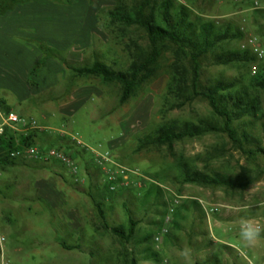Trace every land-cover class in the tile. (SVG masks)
Returning <instances> with one entry per match:
<instances>
[{
  "label": "rangeland",
  "instance_id": "374dc122",
  "mask_svg": "<svg viewBox=\"0 0 264 264\" xmlns=\"http://www.w3.org/2000/svg\"><path fill=\"white\" fill-rule=\"evenodd\" d=\"M173 1L187 6L204 21L230 22L243 29V40L229 42L225 49H242L249 37L264 45V19L254 18L255 11L264 10V0ZM31 4H36L31 17L38 29L45 20L54 26L51 41L42 42L59 50L66 63L48 59L37 77L31 78L32 83H26L18 94L0 96V109L31 117L53 132H69L84 146L110 153L120 165L138 171L144 180L129 175L126 186L110 192L88 154L78 159L87 170L88 179L83 184L74 183L68 170L54 162L36 165L23 161L0 170V233L5 237L7 264H128L131 258L137 264H203L212 251L211 242H216L212 236L232 248V255L223 254L229 261L264 264V236L254 246H246L240 237L242 218L264 227V157H246L221 132L184 139L171 147L151 146L138 151V141L161 124L206 122L221 126V120L202 97L181 109L161 113L173 60L170 50L163 51L153 76L123 105L118 102L119 84L77 77L67 68L90 66L98 60L125 70L130 52L147 51L149 44L142 30L130 27L122 32L103 17L115 6L130 9L137 2L34 0ZM157 12L155 7L152 13ZM29 38L31 46L24 45V49L34 58L39 51L37 41L41 40ZM257 65L264 66V59ZM251 76L246 65L216 66L211 55L201 62L203 88L218 81H238L244 89ZM248 91L258 97L259 112L233 125L241 138L247 134L264 146V90ZM36 143L51 146L67 141L59 142L56 136L47 134ZM184 163L208 176L250 177L256 181L244 190L183 183L180 166ZM97 204L110 227L126 230L129 213L138 222L135 237L128 244L106 230ZM69 213L71 219L67 218ZM167 215L171 218L169 232L162 242L155 243ZM70 221L80 223L79 234H68ZM221 224L223 228L219 229L217 225ZM141 239L147 241L141 243ZM63 243L79 249L66 250ZM185 248L192 250L190 258L182 255Z\"/></svg>",
  "mask_w": 264,
  "mask_h": 264
},
{
  "label": "trees",
  "instance_id": "16d2710c",
  "mask_svg": "<svg viewBox=\"0 0 264 264\" xmlns=\"http://www.w3.org/2000/svg\"><path fill=\"white\" fill-rule=\"evenodd\" d=\"M34 0H0V17L6 15L17 6H22ZM137 5L126 9L115 6L104 12L103 17L110 26H119L122 32L130 27H136L144 32L148 40L147 51L130 52V63L125 70L114 69L102 61H94L90 66L67 68L77 77L98 78L105 84H119L121 95L119 105L125 104L135 90L155 73V64L164 50H170L173 60L169 66V80L166 92L163 96L162 112H168L183 108L187 103L197 97L205 99L213 114L221 120V126L200 122L199 124L183 123L180 125L165 123L157 126L152 132L144 135L138 141V151L151 146L171 147L174 142L184 139L198 138L208 133H224L231 143L243 155L251 159L264 157V146L258 139L243 134L238 135L234 122L244 118H254L259 112L258 97L251 96L248 89L264 90V66L257 65V57L249 49L229 50L224 45L229 42H241L244 33L240 28L230 22H208L193 15V12L183 4H177L173 0H134ZM157 7L155 15L153 9ZM254 18L264 19V10L254 12ZM264 48V45H261ZM37 47L42 57L32 66L28 73L27 83H32L31 78H36L38 71L48 59H55L66 63L60 57L59 50L50 48L42 41H37ZM127 47H129L127 45ZM129 49V48H127ZM211 55L216 66L246 65L251 75V68L256 67V72L249 79L248 86L244 89L238 86V81H218L209 87H201V62L203 58ZM247 89V91H246ZM8 111L7 109H5ZM47 134L32 133L27 137L20 138L21 145H34L36 139H43ZM59 142L60 140L56 137ZM246 143V144H245ZM41 146H46L40 143ZM65 146L71 152L74 159L78 160L85 154L84 151L76 150L67 144L51 145ZM246 145H250L246 148ZM16 147L14 138L9 134L0 137V170L13 168L21 164L20 160L10 159L9 150ZM37 165V163H34ZM182 182L198 184L208 187H226L230 189H247L256 179L246 177L232 179L219 174L205 175L195 169L189 168L185 163L180 166ZM91 178V176H89ZM100 219L106 230L128 244L135 237V228L138 225L128 215L127 229L110 227L105 221L104 211L100 205H96ZM177 226V225H176ZM147 239H141L144 243ZM211 242V240H210ZM66 250H78L79 247L61 244ZM211 253L204 259L203 264H236L224 256L232 255L234 251L224 244H210ZM224 254V255H223ZM222 255V258H221ZM128 264H137L131 258ZM200 264V263H198Z\"/></svg>",
  "mask_w": 264,
  "mask_h": 264
},
{
  "label": "built area",
  "instance_id": "2783aa9c",
  "mask_svg": "<svg viewBox=\"0 0 264 264\" xmlns=\"http://www.w3.org/2000/svg\"><path fill=\"white\" fill-rule=\"evenodd\" d=\"M257 5V2H255ZM243 31V29H241ZM242 49H249L258 60L264 59V49L255 42L252 37L247 38L243 44ZM256 67L251 68V74L254 75ZM32 133H45L53 134L58 139L67 141L68 145L72 148L80 151H84L85 154L90 156L92 164L99 170L103 176L108 191L113 192L119 186H126L129 175L144 180L143 176L136 170H130L120 165L115 158L108 152L101 153L97 150L90 149L83 145V143L73 136L71 133L64 130H57L53 132L49 128L40 126L36 120L31 117H23L13 111H6L0 109V137L5 134H9L14 138L16 147L9 150L8 156L13 160H20L26 162H33L37 164L54 162L58 163L62 167L68 170L69 176L73 179L74 183L83 184L88 175L82 172L81 165L78 160L74 159L71 152L67 151L61 146L58 148L50 146H41L39 144L21 145L20 138L27 137ZM141 180V181H142ZM140 186V183L137 184ZM216 211V210H214ZM173 210L170 209L168 214H172ZM170 215H167L164 220V226L160 231V234L154 238L155 243L162 242V239L168 234L171 224ZM5 237L0 233V264H7L4 252Z\"/></svg>",
  "mask_w": 264,
  "mask_h": 264
},
{
  "label": "crops",
  "instance_id": "0c3cea01",
  "mask_svg": "<svg viewBox=\"0 0 264 264\" xmlns=\"http://www.w3.org/2000/svg\"><path fill=\"white\" fill-rule=\"evenodd\" d=\"M34 5L36 4L29 3L22 6H17L6 15L0 17L1 97H3L4 94H18L20 90L26 86L30 69L42 57L41 52L38 50H36L38 51V55L34 54L33 58L31 52H29L26 48L24 49V45H28V47L31 46L29 37H37L39 40L44 42L51 41L54 32L53 23L45 20L44 25H41L42 29H38L37 25L34 24L35 20H33L31 17V13H33L35 10ZM41 7L43 8L42 5ZM18 96H20V94L17 95V97ZM20 101L18 103H21ZM81 169L82 172H85L87 175V170L83 169L82 165ZM70 215L72 214L69 213L67 218L71 219ZM77 220H79V217ZM67 227L70 229V232L68 233L70 236L76 235L74 231H78L77 234H79V230L81 228L78 221L68 222ZM217 227L219 229L223 228L222 224L221 226L217 225ZM212 238L216 241L213 242L215 244H226L225 241H222L215 236H212ZM236 241L238 242L237 239ZM76 242H79V239H76ZM234 247L236 249V246Z\"/></svg>",
  "mask_w": 264,
  "mask_h": 264
},
{
  "label": "clouds",
  "instance_id": "9594fccd",
  "mask_svg": "<svg viewBox=\"0 0 264 264\" xmlns=\"http://www.w3.org/2000/svg\"><path fill=\"white\" fill-rule=\"evenodd\" d=\"M242 211L244 209H241ZM264 236V227L260 226L252 219L242 218L240 221V237L246 246H254L257 241ZM192 250L185 248L182 255L186 258L191 257Z\"/></svg>",
  "mask_w": 264,
  "mask_h": 264
}]
</instances>
